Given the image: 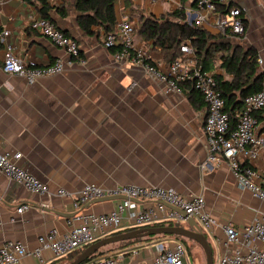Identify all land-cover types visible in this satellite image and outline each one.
<instances>
[{
	"label": "crops",
	"instance_id": "1",
	"mask_svg": "<svg viewBox=\"0 0 264 264\" xmlns=\"http://www.w3.org/2000/svg\"><path fill=\"white\" fill-rule=\"evenodd\" d=\"M229 1L246 8L243 40L255 48L264 69V3ZM48 2L49 18L78 42L86 63L27 84L22 77L2 71L0 42V148L21 152L20 166L49 189L46 194L31 193L0 172V245L20 240L32 250L38 237L50 229L65 231L67 219L77 212L106 213L116 203L115 199L90 201L75 209L68 197L56 195L59 188L76 191L86 183L101 187L135 183L172 188L186 198L202 195L205 209L217 220L205 231L216 247L217 264L226 250L223 226L240 227L255 217L264 219V200L241 190L225 162L207 169L200 166L206 156L204 103L195 96L190 98L187 90L166 91L129 59L115 61L102 45L105 34L99 27L86 34L68 2ZM114 7L116 17L125 13L135 25L141 16L159 18L174 10L165 0H115ZM40 8L37 0H6L0 5V33L8 29L6 41L35 65L65 56L62 49L30 28V21L41 16ZM186 21L193 24L192 18L186 16ZM134 41L145 46L153 61L167 63L150 40L145 42L136 33ZM212 72L220 74L221 69ZM259 123L264 129V113ZM253 165L264 172V154ZM23 203L28 209L17 213ZM137 204L145 208L152 202L140 199ZM129 223L124 215L120 230L129 228ZM176 240L184 243L189 262L194 264L193 254L187 250H195L197 243L169 234L146 236L124 246L110 245L104 256L114 258L115 264H152L158 245ZM61 258L46 264H59ZM16 264H39V259L25 256Z\"/></svg>",
	"mask_w": 264,
	"mask_h": 264
},
{
	"label": "built area",
	"instance_id": "2",
	"mask_svg": "<svg viewBox=\"0 0 264 264\" xmlns=\"http://www.w3.org/2000/svg\"><path fill=\"white\" fill-rule=\"evenodd\" d=\"M5 1L0 0V5ZM165 1H169L174 10L181 8V0ZM186 16L188 20L192 18L191 22L195 26L214 29L216 33L232 39H240L245 33L247 10L240 5H231L229 0H196L195 6L187 10ZM29 26L62 49L65 56L57 57L45 65H35L14 50L6 41L9 30L3 29L0 33L3 72L20 76L27 84H33L41 78L63 73L73 64L83 66L86 63L80 57L78 42L50 20L39 16L32 19ZM134 36V21L127 14L120 13L113 30L104 35L102 45L106 49L115 48L112 53L115 61L129 59L140 65L149 77L162 83L166 91L182 93L184 90L181 84L192 81L206 107L203 125L206 156L200 166L207 169L210 165L218 166L225 162L241 190L264 200V172L253 165L254 160L264 154V129H260L258 117L264 113V89L244 97L243 108L237 113L232 126L213 72L201 70L188 42L181 44L179 56L166 64H159L150 58L145 46L135 44ZM258 63H262L260 58ZM21 157L19 151L0 148V172L31 193H48L45 183L20 166ZM56 195L68 197L75 209L104 197L124 198L115 199L114 208L106 213L77 212L67 219L65 231L50 229L38 237V244L32 250L27 249L20 240L5 241L0 245V264H16L25 256L37 257L39 264L65 257L98 238L120 230L124 215L130 222L129 227H143L159 222L180 223L182 220L178 212L169 206L182 209L194 217L204 231L217 223L205 209L202 195L186 198L172 188L157 185L126 183L101 187L86 183L76 191L59 188ZM140 199L152 204L141 208L137 204ZM28 207V204L23 203L16 208V212L22 213ZM223 231L226 250L218 256L217 264H264V219L255 217L240 227L225 225ZM157 249L152 264H190L185 245L180 240L171 245L159 244ZM82 264H115V260L102 256Z\"/></svg>",
	"mask_w": 264,
	"mask_h": 264
},
{
	"label": "trees",
	"instance_id": "3",
	"mask_svg": "<svg viewBox=\"0 0 264 264\" xmlns=\"http://www.w3.org/2000/svg\"><path fill=\"white\" fill-rule=\"evenodd\" d=\"M37 1L41 4V16L51 21L47 13L50 8L48 0ZM62 2H68L74 8L77 23L86 34H91L93 27H99L104 34L113 30L116 21L115 0H62ZM195 3L196 0H181V8L168 12L167 16L159 18L152 15L141 16L139 23L135 25V34L137 33L143 41L150 40L154 46H157L167 63L179 56L181 44L188 42L203 72L212 71L215 68L221 69L220 74L213 72V76L233 126L237 113L243 108L244 97L264 89V69L260 68L255 48L247 44L243 37L235 40L225 34L213 33L204 27L188 23L185 10L187 7H194ZM61 8V13L64 15L66 13L64 5H61ZM109 50L113 53L115 48L111 47ZM223 74L228 78H224ZM181 87L188 91L190 98L195 96L197 100L200 99L204 103L200 93L193 87L192 81H185ZM258 117L260 119V116ZM165 224L172 223L159 222L152 225ZM135 228L137 227H129L114 233ZM143 238L145 237L113 244L124 246L139 242ZM113 244L101 248L86 261L101 257L106 253L107 247ZM78 252L77 249L68 255L78 254Z\"/></svg>",
	"mask_w": 264,
	"mask_h": 264
},
{
	"label": "water",
	"instance_id": "4",
	"mask_svg": "<svg viewBox=\"0 0 264 264\" xmlns=\"http://www.w3.org/2000/svg\"><path fill=\"white\" fill-rule=\"evenodd\" d=\"M261 1L262 3H264V0ZM119 198H124V197L122 196L104 197L93 201H105V200H113ZM169 207L175 210L176 212H178L181 220L185 222L186 226L182 225L179 222H176L171 225L170 224L157 225V226L149 225V226L137 227L135 229L126 230L119 233L109 234L101 238H98L97 240L88 244L83 249L79 250L78 254L67 264H82L93 254H95L98 250L109 244L117 243L124 240H131V239H136L151 235H161V234H169L177 237L179 236L182 238L195 241L197 244H199L202 247L205 253V264H213L212 248L210 242L207 239L205 231L200 227L196 219L188 215L182 209L171 206Z\"/></svg>",
	"mask_w": 264,
	"mask_h": 264
},
{
	"label": "rangeland",
	"instance_id": "5",
	"mask_svg": "<svg viewBox=\"0 0 264 264\" xmlns=\"http://www.w3.org/2000/svg\"><path fill=\"white\" fill-rule=\"evenodd\" d=\"M116 245V244H113ZM211 248H212V259H213V264H216V247L211 243ZM191 249L193 248L192 246L190 247ZM190 250V249H189ZM188 253L190 254V256L193 254V256H191V259L193 260L194 264H205V253L202 249V247L197 244L195 246V250L192 249V252L190 251ZM77 254H71L68 256H65L63 258H61L59 261V264H67L69 261H71ZM104 256V255H102ZM101 256V257H102Z\"/></svg>",
	"mask_w": 264,
	"mask_h": 264
}]
</instances>
